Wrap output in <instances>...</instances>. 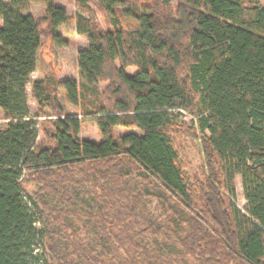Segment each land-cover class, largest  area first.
Wrapping results in <instances>:
<instances>
[{
	"label": "trees",
	"instance_id": "trees-1",
	"mask_svg": "<svg viewBox=\"0 0 264 264\" xmlns=\"http://www.w3.org/2000/svg\"><path fill=\"white\" fill-rule=\"evenodd\" d=\"M71 1L86 14L74 16L88 42L76 47L79 82L30 79L41 36L67 44L66 9L0 0V264H264V5L93 0L103 30L91 0ZM126 5L130 29L117 10ZM60 90L79 114L64 111ZM86 120L99 141L78 136ZM181 138L200 140L202 178L185 172Z\"/></svg>",
	"mask_w": 264,
	"mask_h": 264
},
{
	"label": "rangeland",
	"instance_id": "rangeland-1",
	"mask_svg": "<svg viewBox=\"0 0 264 264\" xmlns=\"http://www.w3.org/2000/svg\"><path fill=\"white\" fill-rule=\"evenodd\" d=\"M56 3L60 6H63L68 14V19L58 27V31L60 36L64 39H67L66 45H55L50 36L43 35L40 37V46L36 51V67L35 70L31 73L30 79L35 78H45V77H55L57 79L64 78H74L77 82H79L80 77L77 68L76 62V47L78 45H87V40L84 36L77 34L75 31V23L74 16L76 13L81 12L80 9L74 4L71 0H55ZM128 5H131L133 0H126ZM172 3H175V0H171ZM259 2L264 5V0H259ZM89 7L94 12V18L100 28L103 30L107 27V22L105 18V14L99 8L95 1H87ZM139 3H148V0H139ZM121 6L117 8L118 12L120 11L121 16V26L122 28L130 29L134 26V22L127 15L122 14L121 10L129 7ZM29 12L34 18H39L44 15V6L39 3H29ZM86 15L84 12H81ZM1 22V19H0ZM127 72L134 73L135 70L132 67L127 68ZM99 90H102L105 87V83H100L97 85ZM26 95H27V105L28 112L32 115L35 112V103L31 96L30 91V82L26 83ZM59 101L63 106V109L68 114H79L81 112V108H84L80 103L79 106H72L65 97V94L62 90L59 91ZM179 119L183 120L187 125H192L197 123L198 115L189 113L185 109H179ZM40 121V120H39ZM6 119L3 117V113L0 110V124H4ZM114 131L117 135H121L128 131H133L137 134H140V131L137 128L125 129L121 126H116ZM78 136L82 139H89L92 141H99L100 135L97 129V126L94 121L86 120L82 122L80 126V130ZM38 141L42 140L41 135L39 134L37 137ZM177 148L181 155L184 170L190 176L191 179L194 178L195 175L197 177L202 178L203 172V157L201 154V146L200 140H192L190 138H181L177 141ZM36 189V186L33 184H29L25 191L28 193H32ZM234 203L242 210L245 204V199L243 197L240 176L237 175L235 177V197L233 199ZM144 208L146 212L150 215H157L158 209L156 207L155 201L149 199L145 202ZM84 209L88 211V208L84 206ZM84 225V223H82ZM148 242L151 241V237L148 238ZM41 242V240H39ZM153 242V241H151ZM44 260L48 263H51L49 256L46 255ZM108 264H111L108 262Z\"/></svg>",
	"mask_w": 264,
	"mask_h": 264
}]
</instances>
